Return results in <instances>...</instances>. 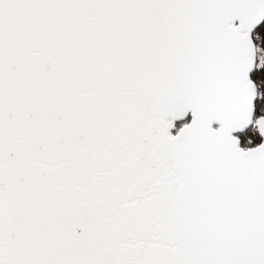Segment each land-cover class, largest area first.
<instances>
[{
	"label": "snow or ice",
	"instance_id": "6c2138e0",
	"mask_svg": "<svg viewBox=\"0 0 264 264\" xmlns=\"http://www.w3.org/2000/svg\"><path fill=\"white\" fill-rule=\"evenodd\" d=\"M0 264H264V0H0Z\"/></svg>",
	"mask_w": 264,
	"mask_h": 264
}]
</instances>
